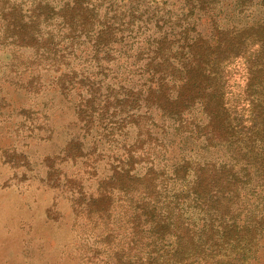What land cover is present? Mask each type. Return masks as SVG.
Returning <instances> with one entry per match:
<instances>
[{
  "label": "rangeland",
  "instance_id": "1",
  "mask_svg": "<svg viewBox=\"0 0 264 264\" xmlns=\"http://www.w3.org/2000/svg\"><path fill=\"white\" fill-rule=\"evenodd\" d=\"M13 1L27 9L32 0H0V13ZM49 1L50 23L42 31L57 32L65 0ZM142 1L145 6L132 4L143 16L125 35L100 90L121 100L111 119L118 124L105 121L104 128L78 118L70 74L60 83L59 72L33 63L31 49L4 36L0 16V264H264L263 177L246 175V164L255 167L258 160L247 153L253 140L235 123L238 110L248 119L257 98L264 110V63L253 80L258 87H250L242 55H231L220 65L218 92L187 90L181 102L172 100L178 87L150 92L143 73L169 31L165 56L171 66L164 70L179 81L188 73L194 80L197 70L173 68L179 59L188 61V48L180 49L185 35H199L201 44L219 29L249 27L264 20V5L242 10L236 0H221L213 26L197 8L187 16L183 0ZM148 17H161V28L142 21ZM60 42L65 46L68 39ZM88 45H75L78 73L93 67L84 64ZM129 94L141 96L140 109L125 101ZM213 181L240 188L238 202L212 198ZM219 216H238L239 224L247 217L251 232L204 226Z\"/></svg>",
  "mask_w": 264,
  "mask_h": 264
},
{
  "label": "trees",
  "instance_id": "2",
  "mask_svg": "<svg viewBox=\"0 0 264 264\" xmlns=\"http://www.w3.org/2000/svg\"><path fill=\"white\" fill-rule=\"evenodd\" d=\"M183 1L184 7H188L186 8L188 10L187 16H192L194 9L197 8L200 14L199 17H208L212 25H216L219 15L217 11L220 9L221 0ZM129 2V5L125 6L117 4L116 0H65L58 12L59 17H61L59 22L61 28L57 32H54L55 30L42 31V27L50 23L45 16L48 8L49 12L52 10L49 0H32L30 7L27 9L22 8L24 4L20 6V2L16 3V1L1 7L0 16L4 21L2 32L5 37L10 39L12 44L16 47L31 49L34 57L33 63L34 61L37 63L45 62L44 66L46 69H53L59 72L58 81L60 83L70 74L71 82H69V87L71 89L76 88L79 96V100L76 103V112L78 118L85 120L86 126L103 127L102 124L105 121L107 124L114 123V125L119 122V120L111 121V119L120 110L117 107V103L121 102V100L118 101L116 96H111L109 93L102 95L100 90L105 81L109 79L108 70H111V63L116 61L115 57H118L115 53L119 52V47L125 35H129V32L134 30L133 24H136V18L140 21L141 16H143L141 12L136 10L139 6H145L142 5L144 4L142 3L143 1L130 0ZM134 3H137L136 6L138 7H133L132 4ZM254 4L264 5V0H236V5L242 10ZM103 5L106 7L102 8ZM160 19L148 17L147 20L142 18V21L153 23L160 27V22L163 21ZM168 21L170 22L169 19ZM236 27L238 26H232L231 29H219L218 35L212 41L209 39L202 41L201 44L198 41L201 38L199 35L191 39H189L188 35H185L180 49L188 48V53H185L188 61L184 62L179 59L173 68H176L181 73L186 70V72L191 71L188 69L197 70L198 76L193 80L188 77V73L180 81L164 70L166 68L164 67L165 65L171 66L168 63V57L165 56L168 54L165 49L168 47L166 44H168L169 31L164 32L161 39H158L157 47L151 51V56L147 58V62L143 66L145 69H143V73L149 75L150 92L166 94L168 91L167 86L178 87L177 95L172 99L173 102H181L184 99V92L191 89L203 87L205 90L212 89L218 92V85L221 79L220 65L227 61L231 55H242L243 60L240 66L246 70L248 80H250L247 85L250 87L256 85L258 87V84L253 80L261 72V65L264 63V20L249 27ZM167 29L170 30L169 28ZM179 34L181 35L182 33ZM64 38L68 39V42L61 47L60 41ZM82 43L89 44L88 49L90 50V54L87 55L84 64H90L93 67L85 69L88 67L82 66L80 68L81 72L78 73L74 65H72L74 63L72 62V57L75 59L79 58L78 55L74 54V48L76 44ZM248 48L252 50L250 51ZM33 69L35 68L32 67V73L34 72ZM35 76L38 79L41 77L40 74H35ZM73 79H76V81ZM209 80L212 81L216 88L210 83L205 84ZM178 82L179 86H176ZM105 85L109 92L112 86L111 83L107 82ZM219 94L224 96L220 92ZM140 99L141 96L129 94L125 101L130 102L138 110L141 107L139 104ZM259 101L260 99L257 98L255 103L251 102L248 119L243 118L242 111L244 110H238L235 108L237 106L233 108L239 111V117L236 118L235 122L242 125L239 133L243 135V138L249 136L248 138L253 140L247 146V153L256 161L258 160V164L255 167H251L249 162L246 164V175L251 177L252 172L255 171L263 177L264 182V110H258ZM110 111L112 112L110 113ZM230 128L232 130V125H230ZM209 190L212 198L228 200L233 202V204H236L241 196L240 188H229L227 184L219 181H213ZM192 193L194 198L201 199V195L196 188L193 189ZM149 203H153V201H149ZM237 218L238 216H235L224 220L219 216L215 219H207L204 226H211L224 231H228L230 228L235 235L246 231L249 235L251 229H248L246 221L248 218L246 217L241 224H239ZM243 235L242 237H245L247 234ZM246 239L250 240L252 238L247 237Z\"/></svg>",
  "mask_w": 264,
  "mask_h": 264
}]
</instances>
